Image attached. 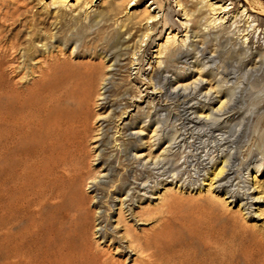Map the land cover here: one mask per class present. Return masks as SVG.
Listing matches in <instances>:
<instances>
[{"label": "rangeland", "instance_id": "1", "mask_svg": "<svg viewBox=\"0 0 264 264\" xmlns=\"http://www.w3.org/2000/svg\"><path fill=\"white\" fill-rule=\"evenodd\" d=\"M109 5H116L113 11ZM201 35L208 41L204 46L207 56L218 50L221 37L226 56L250 48L257 55L250 57L249 67L257 66L264 59V0H0V53L4 52L5 61L15 56V65H19L16 75L11 73L14 68L5 71L14 83L13 92L9 97L0 95V264H81L84 244L71 219L65 218L63 224L57 217L51 228L45 187L34 178L22 176L15 191V80L30 104L33 99L27 89L38 83L43 97L48 83L30 75V67H41L52 57L60 59L66 69L78 63L108 67L112 53L122 55L113 84L123 87L118 90L110 85L107 105L96 111L101 120L94 123L85 145L86 184L91 183V190L82 188V203L93 214L89 239L98 257L140 264L158 235L161 246L153 252L164 253L168 262H186L206 253L221 259L215 264H264V113L250 124L244 142L223 150L221 159L235 158L229 160L233 171L230 190L239 197L252 194L261 199L251 212L241 209L243 201L223 204V194L208 195L212 166L201 162L200 156L220 161L210 141L199 150L195 149L198 146L188 148L177 143L181 131L176 124L169 120L158 125L160 118H152L158 102L155 76L173 61L167 50L187 49L191 55L185 65L165 76L173 81L182 78L185 84L202 79L206 82L202 92L211 89L215 97L214 81L221 82V70L208 63L202 70L197 55ZM116 40L127 48L111 50L110 43ZM22 76L26 78L21 80ZM220 85L223 94L231 88L226 81ZM251 91L255 100L264 98V81ZM225 100L223 96L221 101ZM126 102L130 107L123 114ZM159 105L172 108L167 102ZM117 106L112 113L111 108ZM198 108L197 112L202 107ZM238 122L239 118L231 125L236 129ZM161 127L165 134L157 132ZM26 129L24 123L22 132ZM37 147L30 139L17 143L24 162L34 158L31 150ZM51 150L50 146L45 149ZM195 150L201 155L196 156ZM33 169L40 179L41 169ZM122 183L125 187L119 190ZM141 183H146L148 192L139 200L143 193L138 194L135 187ZM128 190V196L133 190L135 198L126 203ZM153 196L158 199L151 200ZM120 202L125 205L121 207ZM134 239L139 245L148 243L150 250L135 254L136 244L129 243Z\"/></svg>", "mask_w": 264, "mask_h": 264}, {"label": "bare ground", "instance_id": "2", "mask_svg": "<svg viewBox=\"0 0 264 264\" xmlns=\"http://www.w3.org/2000/svg\"><path fill=\"white\" fill-rule=\"evenodd\" d=\"M115 6L109 5V11H113ZM200 37L203 39L199 41L200 48L198 49L200 51L197 52V55H200L202 70L207 67L204 64L208 63L209 67L217 64L216 70H221V82L231 83V88L223 94L221 88L224 86L220 85L221 82L214 81L217 90L215 97H213L211 89L205 93L202 92L206 83L202 79L191 84H185L179 77L175 78L174 81L171 80L164 74H173V70L178 65H185L191 55V50L171 52L167 50L168 58H172L173 61L166 63L163 70L155 76L158 102L153 108L152 118H160L158 125L166 124L169 120L173 125L176 124L181 131L177 138L180 140L177 143L188 146V148L198 146L195 149L199 150V147L203 148L205 143L210 141L209 143L218 150V154L220 153L217 158L220 161L216 162L215 160L213 162V159L209 160L205 156H200L201 162H207L205 165L211 164L213 169L210 172L213 178L208 184V195L214 198V193L223 194L224 199L221 200L223 204L236 205V203L243 201L240 205L241 209L245 208L244 210L251 212L253 206L258 205L261 199L253 197L252 194L239 197L232 192L230 190L231 183L228 182L229 177L233 174L229 160H235V158L229 156L223 162L221 159L223 150L235 148L239 143L244 142L250 132V124L252 125L253 120H259L264 113V98L260 97L255 100L251 91L255 84L264 81V59L261 57L258 65L250 68V57L257 55L252 49L234 50V56H226L228 53L224 52L222 45L220 46V43L225 41L221 37L217 42L218 50L212 52L211 56H207V49L204 46L208 45V41H206V36L201 35ZM195 47L196 45L193 46V49L197 51V47ZM110 48L121 52L123 48L127 47L123 41L116 40L110 43ZM121 56L119 53L115 55L112 53L109 60L112 64L108 67H95L90 64L78 63L76 66L66 69L61 67L60 59L53 57L41 67H30V75L48 81L43 97L38 83L27 89L28 95L33 99L30 104H26L27 96L19 89L18 82L15 80V94L13 93V97H15V191L18 186L17 182L22 176L23 178L31 176L37 181V185L45 187L47 202L50 206L48 218L51 228L54 227V221L57 217L62 219L63 224L65 218L71 219L78 227L74 230L75 232L77 229L79 230L80 234L77 236L84 242L79 258L81 264H119L106 256L98 257L96 250L92 247L89 238L92 235L93 214L89 207L82 203L85 200L82 188L86 187L87 191L91 190L88 188L91 183L86 184L89 178L85 165H88L89 162L86 163L88 155L85 145H87L89 137L94 131L92 128L94 123L101 120L96 111L103 110L104 106L107 105L106 94L109 91V86L114 85L113 79L116 76L114 72H118L119 64L117 59ZM18 66L15 65V56L5 61L4 52L0 53L1 96L9 97L13 92L14 83L5 71L14 68L15 71L11 73L15 72L16 75ZM111 68L113 69L111 70ZM55 70L61 74L58 75ZM216 75L219 74L216 73ZM25 78L26 76H22L21 80ZM120 86L123 87L122 85H114V88L119 90ZM3 88H6L5 91ZM223 96L226 98L225 101H221ZM160 102L170 103L171 110L166 105H159ZM215 105L219 107L215 109L213 107ZM197 106L202 107L198 112ZM246 106L250 107L247 109ZM118 107L116 109L111 108V110L113 109L111 112L115 113ZM129 107L128 102L124 103L123 114ZM41 115H44V119L41 118ZM237 118H239V122L235 129L231 123ZM24 123L27 125L26 132H22ZM157 132L165 134L166 129L161 127V130ZM129 136L128 138L132 139V136ZM27 139L37 142L38 147L31 150L34 158L24 162L21 158L22 152L17 149V143ZM190 141L189 144L184 143ZM170 144L169 149L173 145ZM47 146H50L52 150L45 151ZM129 150L130 148L125 149L126 152ZM195 155L201 154L195 150ZM219 164L221 167L218 166ZM33 166L40 168L43 172L40 179V175L35 172ZM256 170H258V166H256ZM107 172L111 178V169H108ZM206 174L204 173L205 176ZM96 178H93L92 181H95ZM204 179L208 180L209 178L205 177ZM145 184L141 183L135 187L138 194L143 193L139 200L147 195L148 189ZM124 185V183L119 184V190H122ZM130 192V190L127 191L126 203L132 202L135 198L133 190L132 194L128 196ZM95 199V197L92 198L90 202L92 206ZM157 199L158 197H151V200ZM225 200H227L226 203ZM120 205L123 207L125 203L120 202ZM119 212L121 217L123 211L120 210ZM247 214L249 215V213ZM157 239L158 235L153 240L152 251L140 261V264H215L221 261L219 258L203 253L201 258H193L186 262H168V258L163 255L164 253L158 256L153 252V249L158 252L161 246ZM137 242L134 239L129 243L133 245ZM145 250H150L148 243L145 245L136 244L133 252L144 254ZM167 252L170 253L171 251L168 250Z\"/></svg>", "mask_w": 264, "mask_h": 264}]
</instances>
